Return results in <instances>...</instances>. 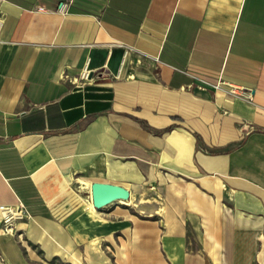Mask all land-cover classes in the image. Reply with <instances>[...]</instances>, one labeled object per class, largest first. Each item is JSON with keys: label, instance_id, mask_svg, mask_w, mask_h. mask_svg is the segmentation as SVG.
I'll use <instances>...</instances> for the list:
<instances>
[{"label": "crops", "instance_id": "1", "mask_svg": "<svg viewBox=\"0 0 264 264\" xmlns=\"http://www.w3.org/2000/svg\"><path fill=\"white\" fill-rule=\"evenodd\" d=\"M159 170L181 181L169 227L68 203L77 178L130 192ZM18 202L46 256L103 235L114 264H261L264 0H0V205Z\"/></svg>", "mask_w": 264, "mask_h": 264}, {"label": "rangeland", "instance_id": "2", "mask_svg": "<svg viewBox=\"0 0 264 264\" xmlns=\"http://www.w3.org/2000/svg\"><path fill=\"white\" fill-rule=\"evenodd\" d=\"M85 80V79H84ZM165 170H159L157 180H144L140 184L130 187L131 202L111 204L100 210L97 217H93L94 223L112 226L125 217L138 219L157 220L162 227L170 226V216L178 214L182 216L181 208L175 196H170V186H179L178 180L170 178L165 174ZM174 183V184H173ZM73 191L71 197H68V203H78L81 206L89 202L88 189L81 186L80 183L72 182ZM179 194V191H178ZM141 199V200H140ZM92 217V216H91ZM100 217V218H99ZM29 219L17 221L11 231H7L0 222V264H114V250L111 245L105 242L103 235H97L95 240L84 243L82 245H73L68 249L73 250L78 260L63 255L46 256L39 245L33 244L27 239L23 233V223ZM163 229V228H162ZM188 235L191 236L193 242L198 236H202L203 231L199 227L188 228ZM130 229L127 230L129 235ZM86 242V238L84 240ZM81 242V238H79ZM115 247V244H112ZM200 244L191 243L190 248L199 252ZM116 248V247H115ZM214 250V249H212ZM260 261V260H259Z\"/></svg>", "mask_w": 264, "mask_h": 264}, {"label": "water", "instance_id": "3", "mask_svg": "<svg viewBox=\"0 0 264 264\" xmlns=\"http://www.w3.org/2000/svg\"><path fill=\"white\" fill-rule=\"evenodd\" d=\"M92 76V73L88 74V78ZM91 201L95 209H103L119 200H128L130 192L125 187L108 183L94 181L90 185Z\"/></svg>", "mask_w": 264, "mask_h": 264}, {"label": "built area", "instance_id": "4", "mask_svg": "<svg viewBox=\"0 0 264 264\" xmlns=\"http://www.w3.org/2000/svg\"><path fill=\"white\" fill-rule=\"evenodd\" d=\"M57 12L65 15L67 12V3L61 2L59 7L57 8ZM87 78H88V73L85 75V77L82 76V79H87ZM218 87L219 84H216L215 88ZM229 93L232 95L243 97L248 101L252 100L251 94L249 92H244L242 94H239L231 88L229 89ZM0 212H1L0 222L7 231L8 230L11 231V229L14 227L17 221H22L30 218L27 208L20 202H18L15 205H8V206L0 205Z\"/></svg>", "mask_w": 264, "mask_h": 264}, {"label": "bare ground", "instance_id": "5", "mask_svg": "<svg viewBox=\"0 0 264 264\" xmlns=\"http://www.w3.org/2000/svg\"><path fill=\"white\" fill-rule=\"evenodd\" d=\"M77 182L80 183L81 186H84L86 189H88V193H89V202L87 204H84L83 209L86 210L90 214V216L97 217V215L99 214L98 212L100 210H102V209H95L93 207V205H92V201H91V191H90L91 182L90 181H87V180H84V179H81V178H77ZM130 196H132V195H130ZM130 202H131V200H130V197H129V199L126 200V201L119 200V201H117L115 203H125V204H129ZM115 203H113V204H115ZM0 218H1V212H0ZM8 231H10V230H8ZM260 255H261L260 262H261V264H264V248L261 250ZM73 262L74 263L76 262L75 259H73Z\"/></svg>", "mask_w": 264, "mask_h": 264}, {"label": "trees", "instance_id": "6", "mask_svg": "<svg viewBox=\"0 0 264 264\" xmlns=\"http://www.w3.org/2000/svg\"><path fill=\"white\" fill-rule=\"evenodd\" d=\"M139 123H140L141 127L144 128L145 130L152 131L156 134H161L162 132H165L168 130V129H166V130H162V131H153L148 125H146L145 122L139 121ZM196 138H197V141H199L198 137H196Z\"/></svg>", "mask_w": 264, "mask_h": 264}]
</instances>
